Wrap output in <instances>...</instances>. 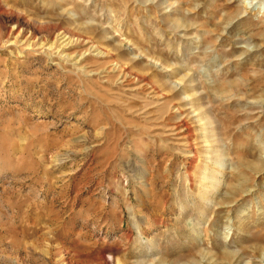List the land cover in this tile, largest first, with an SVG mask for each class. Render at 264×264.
Instances as JSON below:
<instances>
[{"label": "rangeland", "instance_id": "374dc122", "mask_svg": "<svg viewBox=\"0 0 264 264\" xmlns=\"http://www.w3.org/2000/svg\"><path fill=\"white\" fill-rule=\"evenodd\" d=\"M260 20L0 0V264H264Z\"/></svg>", "mask_w": 264, "mask_h": 264}, {"label": "bare ground", "instance_id": "6f19581e", "mask_svg": "<svg viewBox=\"0 0 264 264\" xmlns=\"http://www.w3.org/2000/svg\"><path fill=\"white\" fill-rule=\"evenodd\" d=\"M259 24H260V25L264 24V20H260V21H259ZM258 26H259V25H258ZM63 37H64V36H63ZM63 37H61V38H63ZM60 40H61V39H60ZM66 40H69V38H66L64 41H62V43L65 42ZM69 42H70V41H68L67 43H65V45H67Z\"/></svg>", "mask_w": 264, "mask_h": 264}]
</instances>
